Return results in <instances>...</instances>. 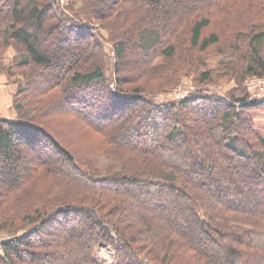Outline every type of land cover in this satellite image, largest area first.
I'll use <instances>...</instances> for the list:
<instances>
[{"label": "trees", "instance_id": "trees-1", "mask_svg": "<svg viewBox=\"0 0 264 264\" xmlns=\"http://www.w3.org/2000/svg\"><path fill=\"white\" fill-rule=\"evenodd\" d=\"M225 1L0 2V57L13 46L32 96L59 88L55 109L107 145L99 174L40 120L0 118V221L26 214L3 225L0 264H105L104 244L111 264H264V135L250 112L264 100L159 96L179 82L167 69L219 41L206 32ZM263 40L249 30L247 75L264 76Z\"/></svg>", "mask_w": 264, "mask_h": 264}, {"label": "rangeland", "instance_id": "rangeland-1", "mask_svg": "<svg viewBox=\"0 0 264 264\" xmlns=\"http://www.w3.org/2000/svg\"><path fill=\"white\" fill-rule=\"evenodd\" d=\"M263 4L264 0H226L224 11L212 15V21L206 32L207 34L217 33L219 41L207 50H195L193 57L188 60L186 58L183 61H178L169 70L167 69L163 74L165 76L174 74L172 76L178 79L179 82L170 91H162L163 93L159 94V96H162V98L171 95L184 96L199 90V92L209 95L219 94L227 100L226 103L236 101L233 98L234 95L243 96L245 93H247L248 97H258L257 101L264 100V97L253 94L256 91H264V76L245 74L244 62L245 57L249 54L246 43L249 30L253 27L255 33L264 32ZM82 18L84 21L87 19L84 16ZM49 40L51 41L52 38ZM111 46L113 47L110 42L107 47V53L112 54ZM9 49H13L12 52L15 51L13 46ZM260 50L264 54V40L261 43ZM2 54V57H0L1 104H4V99L9 98L11 95V112L15 113V118L24 116L27 113L30 118L33 117V119L40 120L41 123L51 129L67 149L80 154L86 162L95 161V168L93 169L95 172L99 174L105 173L106 166L103 161L105 160V150H107L105 146L107 145L104 135L96 132L94 128L85 126L73 115H68L73 113L69 112L72 109L65 105L66 103L64 104L65 106L63 105V109L68 110L67 113L66 111L55 109L59 100L55 96L59 93L57 92L59 88L49 92V97L35 94L33 97L31 94L33 86L27 81V76L33 70L30 68L28 71V69H20L16 65L12 66L14 56L11 55L12 53L9 50ZM18 59L17 57L15 61L17 62ZM206 72L210 73V78L206 83H203L202 77ZM159 78L160 76L156 79H148L144 85L135 83L129 85V87L146 88L156 83ZM21 88L25 91L18 93ZM16 92L17 94L14 96ZM165 99L167 101L168 98ZM17 102L23 105V110L17 108ZM6 106L9 107L8 105ZM60 111L61 113H58ZM250 112L255 117L259 132L264 135V104L259 108H253ZM58 189L56 183L48 184V187L36 197V200H42L44 196H51L58 192ZM37 190L38 188L32 193L37 194ZM73 196L74 199L69 202L79 205L84 203L83 193L77 191L73 193ZM10 211L11 209H9ZM25 216L26 214L20 219L14 218L8 222L7 220H1L0 238L9 239L11 237L7 230L2 229L4 224L19 228L22 223H26ZM24 230L20 229L18 234H21ZM173 250L175 251V246ZM98 252L104 258L105 264L114 262V253L107 245H101ZM187 260L184 259L181 263L186 264Z\"/></svg>", "mask_w": 264, "mask_h": 264}, {"label": "crops", "instance_id": "crops-1", "mask_svg": "<svg viewBox=\"0 0 264 264\" xmlns=\"http://www.w3.org/2000/svg\"><path fill=\"white\" fill-rule=\"evenodd\" d=\"M2 1L3 0H0V2H2ZM10 53H13L12 50H10ZM1 99L2 98H0V100ZM11 104H12V97H11V95L9 96V98H5L4 99V104H1V102H0V117L9 118V119H14L16 117L15 113L14 112H11ZM6 105H8L10 107V109ZM12 111H14V110L12 109Z\"/></svg>", "mask_w": 264, "mask_h": 264}, {"label": "built area", "instance_id": "built-area-1", "mask_svg": "<svg viewBox=\"0 0 264 264\" xmlns=\"http://www.w3.org/2000/svg\"><path fill=\"white\" fill-rule=\"evenodd\" d=\"M63 3H66L68 0H61ZM253 94H256L257 96H259V97H264V91L263 90H260V91H256V92H254ZM187 94H185L184 96H180V95H171V96H169V97H171L172 99H182V98H184V97H187L186 96ZM8 239H2V238H0V255H3L4 254V251H3V246H2V244L5 242V241H7Z\"/></svg>", "mask_w": 264, "mask_h": 264}]
</instances>
